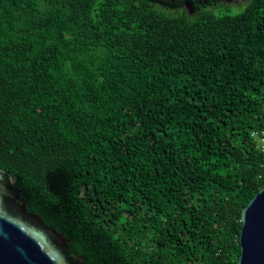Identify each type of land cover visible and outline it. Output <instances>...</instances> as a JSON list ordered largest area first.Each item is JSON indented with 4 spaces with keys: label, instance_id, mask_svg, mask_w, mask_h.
Here are the masks:
<instances>
[{
    "label": "trees",
    "instance_id": "16d2710c",
    "mask_svg": "<svg viewBox=\"0 0 264 264\" xmlns=\"http://www.w3.org/2000/svg\"><path fill=\"white\" fill-rule=\"evenodd\" d=\"M261 133L264 0H0V168L83 264H238Z\"/></svg>",
    "mask_w": 264,
    "mask_h": 264
},
{
    "label": "water",
    "instance_id": "95a60500",
    "mask_svg": "<svg viewBox=\"0 0 264 264\" xmlns=\"http://www.w3.org/2000/svg\"><path fill=\"white\" fill-rule=\"evenodd\" d=\"M17 181L0 168V264H83L62 234L27 211ZM241 223L238 264H264V186L242 210Z\"/></svg>",
    "mask_w": 264,
    "mask_h": 264
},
{
    "label": "rangeland",
    "instance_id": "374dc122",
    "mask_svg": "<svg viewBox=\"0 0 264 264\" xmlns=\"http://www.w3.org/2000/svg\"><path fill=\"white\" fill-rule=\"evenodd\" d=\"M229 3H230V4H235V5H236L237 3H239V4H244L245 1H241V2H240V1H235V3L232 2V1H230ZM239 6H240V5H239Z\"/></svg>",
    "mask_w": 264,
    "mask_h": 264
},
{
    "label": "built area",
    "instance_id": "2783aa9c",
    "mask_svg": "<svg viewBox=\"0 0 264 264\" xmlns=\"http://www.w3.org/2000/svg\"><path fill=\"white\" fill-rule=\"evenodd\" d=\"M261 136H262L261 137V142L264 143V133H261ZM262 148H263L262 150L264 151V144H263Z\"/></svg>",
    "mask_w": 264,
    "mask_h": 264
}]
</instances>
